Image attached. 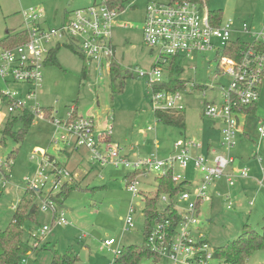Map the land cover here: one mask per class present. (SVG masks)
Masks as SVG:
<instances>
[{
    "label": "rangeland",
    "instance_id": "1",
    "mask_svg": "<svg viewBox=\"0 0 264 264\" xmlns=\"http://www.w3.org/2000/svg\"><path fill=\"white\" fill-rule=\"evenodd\" d=\"M100 1L0 0V39L26 29L21 12L29 8L43 11L46 17L44 27L57 28L63 17L65 20L72 10ZM147 2L166 3L167 0H127L113 26L115 62L124 69L148 71L156 60V49L147 46L142 39ZM207 7L221 9L223 21H245L250 25L252 23L255 30L264 23L262 0H208ZM240 38L251 40L245 34ZM55 58L58 65L48 62L42 68V82L35 90V97L43 108L51 110L53 119L59 122L58 128L49 121L33 118L22 140L15 141L11 136H5L4 143H0V160L8 159L12 163L8 167H1V171L9 176L6 179L0 178V227L4 228L9 223L14 207L25 189L29 188L27 179L36 174L44 152L46 156H54L61 167L71 172L75 188L64 201L55 204L54 217L65 218L67 224L53 225L41 237L42 225H49L53 218V214L44 212L43 224L33 228L30 234L27 223L24 225L25 237L34 249L25 256L26 264H49L53 250L59 253L72 251L78 258L75 264H117L114 259L116 251L122 246L142 243L143 197L139 193L133 195L125 188L124 178L128 169L92 161L90 153L83 147L72 149L68 143L73 138L66 131L65 123L77 118L91 119L95 134L110 125L109 143L119 146L130 159L151 154L166 157L173 152L174 142L185 137L199 141L200 153L211 157L213 154L225 153V149L221 146V134L212 129V121L203 117L202 110L206 101L218 99L219 88L228 86L230 77L216 74L219 58L214 51L181 57L179 63L177 61L181 69L179 74L173 72L169 77L167 71H164L163 81L179 79L186 84L183 89H179V102L184 108V126L176 127L154 119L156 106L152 101L153 90L146 78L138 76L135 71L133 76L125 77L121 90L117 91L105 63L97 66L66 44L60 45ZM163 66L166 68L168 64ZM82 70L85 71L84 76ZM262 76L255 116L248 117L244 124L247 134L238 138V144L243 142L244 147L239 154H233V149L230 150L235 161L229 167L246 169L249 177L239 178L234 186L225 185L224 178L216 180L208 189L211 201L201 206L198 226L211 248L237 237L245 224L256 231H262L264 227V183H259L260 170H264V137L256 133L257 122H264ZM9 86L18 91L20 98H24L29 89L27 84L12 82ZM4 125L0 122V139ZM20 125L16 121L13 129L17 130ZM208 143L214 148V153L208 154ZM11 153L13 155L9 156ZM51 168L47 166L45 171L49 180L42 188L44 196L50 190L51 194H56L61 187L51 189ZM180 172H185L187 180L192 183L198 176L191 164ZM154 177V173L140 177L138 188L143 192L154 191ZM65 182H72L69 176H62L61 184ZM216 183L220 186L218 190L214 187ZM215 192H219V196ZM44 200L42 198L40 204ZM168 200L167 196L161 194L156 201L158 209L162 210ZM229 201L232 208L227 209ZM249 201L253 202L251 206ZM178 203L184 204L180 201ZM130 205L134 207L131 214L134 227L125 230L123 219ZM108 238H113L115 244L110 248H101V242ZM137 264L173 263L167 256H161L158 262L144 257ZM246 264H264V248L255 250Z\"/></svg>",
    "mask_w": 264,
    "mask_h": 264
},
{
    "label": "built area",
    "instance_id": "2",
    "mask_svg": "<svg viewBox=\"0 0 264 264\" xmlns=\"http://www.w3.org/2000/svg\"><path fill=\"white\" fill-rule=\"evenodd\" d=\"M105 1L72 10L57 28L44 27L46 20L42 10L29 8L21 12L26 25V40L12 47L0 45V122L5 124L12 116L28 111L33 118L49 121L58 128L59 122L53 119L51 113L46 117L45 108L35 97V90L42 82V68L50 51L57 44L70 45L83 58L97 66L105 63L109 72L112 62L115 61L112 30L118 14L122 11H118L116 6H109ZM262 1L264 9V0ZM212 23L204 3L147 2L144 8L142 39L147 46L156 49V60L148 71H134L138 76L145 77L152 86L163 81V72L167 71L163 65L168 64L169 58L214 51L219 58L216 74L228 75L230 82L228 86L219 88L220 95L217 100L204 103L202 115L220 123L221 146L225 153L213 154L211 157L203 155L200 153L201 143L194 138L185 137L174 142L173 152L166 157L151 154L148 157L130 159L122 153L119 146L112 145L107 140L111 136L110 125L95 134L91 119L77 118L65 123L66 131L73 138L68 143L72 149L83 147L90 153L92 161L129 170L124 182L125 188L133 195L140 190V177L149 173H154V176H165L169 173L174 183H187L186 188L172 198L177 216L172 231L169 229L170 221L166 220L156 225L146 239L147 245L154 252L160 257L167 256L173 264H222L214 257L213 248L209 246L205 234L198 226L199 208L205 202L211 201L208 189L216 180L224 178L227 186H234L237 179L249 177L246 169L229 171V165L233 162L230 150L235 147L239 134L241 113L238 110L242 106L257 102L259 97L260 81L264 74V52L248 48L241 52L239 60L223 56L222 52L231 40L244 34L250 36L249 41L264 43V23L256 30L252 23L250 25L233 19L222 20L219 25ZM12 82L29 85L24 98L18 97L17 90L11 89L9 85ZM180 97L179 90H153L152 101L156 106L154 110L182 112L184 108L179 102ZM256 131L260 137H264V122H257ZM46 155L42 152L36 174L27 179L29 189L35 192H42L49 180V175L45 174L47 166H52L53 190L62 185V176H69L70 180L72 178L71 172L61 167L53 156ZM11 164L8 159L0 160V169ZM189 164L198 172L193 183L187 180L185 173L180 172ZM260 172L259 183L263 184L264 170L261 169ZM188 186L191 187L187 188ZM215 193L219 196V193ZM178 201L184 204L180 205ZM248 204L251 206L253 202L249 201ZM226 208H232L231 201L226 204ZM40 209L53 214L50 224L42 225L41 237L51 226L67 224L65 218L54 217L55 207L52 201L44 200ZM133 211L134 207L130 205L123 219L125 230L134 227L131 216ZM115 242L113 238L104 239L101 248H110ZM20 264H26L25 256Z\"/></svg>",
    "mask_w": 264,
    "mask_h": 264
},
{
    "label": "trees",
    "instance_id": "3",
    "mask_svg": "<svg viewBox=\"0 0 264 264\" xmlns=\"http://www.w3.org/2000/svg\"><path fill=\"white\" fill-rule=\"evenodd\" d=\"M127 0H106L105 3L109 6H116L118 11H123L124 4ZM195 2L198 4L204 3L207 6L208 0H167V3H184ZM208 9V18L212 20V24L219 25L222 22L221 9ZM26 40L25 30H21L12 35H8L0 39V45L4 47H12ZM67 45V44H66ZM71 48L70 45H67ZM60 47L56 45L47 57L46 63H53L58 65L55 58V52ZM252 48L256 51L264 52V43L260 41H245L240 37L231 40L228 46L223 50V56L231 57L235 60H239L242 51ZM73 49V48H72ZM181 57H171L168 59V67H166V75H170L173 72L179 74L181 69L178 67ZM82 75H85V71L82 70ZM112 84L115 85L117 91L121 90L123 81L126 76L134 75L133 71L123 68L122 65L117 62H112L109 70ZM185 81L179 79H169L162 81L158 84L151 86L152 90H166L176 91L185 87ZM118 83V84H116ZM195 87V86H194ZM256 110V102L248 106H242L238 110L240 113H246L247 115H254ZM46 117L51 113L49 109L45 108ZM154 119L166 125H173L176 127L184 126V118L182 112L177 111H165L154 110ZM33 120V116L28 111H23L19 116H12L8 119L1 131L2 137L0 143H4L5 136H11L15 141L22 140L28 130V126ZM19 121L21 123L17 130L13 129V123ZM109 140V139H107ZM13 152V151H12ZM13 153L9 154L12 156ZM9 175H5L0 169V178L6 179ZM65 182L61 185L60 190L56 194L44 196L42 192H35L32 189H25L24 193L20 197L17 205L14 207L11 219L9 223L4 227H0V264H20L21 259L27 256L33 249L28 243V239L25 237L24 225L27 223L28 231L33 228L40 227L43 222L44 212L40 209V200L52 201L55 204L61 203L68 196V193L75 188V182ZM155 188L152 192H143L139 190V194L142 195L144 201L143 217L144 225L142 231V243L140 245L130 244L128 246H122L115 254V261L117 264H137L141 258H151L153 261L158 262L160 256L154 252L146 243V239L150 231L159 223H164L166 220L170 221L169 229L172 231L177 222V216L174 213L173 208V196L186 188V182H180L178 184L171 180L170 174L165 176L154 177ZM1 194V188H0ZM163 194L167 195L169 202L166 206L159 210L156 204L158 197ZM199 206V205H198ZM264 248V227L262 231H256L251 229L249 225L245 224L241 233L232 240L227 241L225 244L213 248V255L219 259L222 264H246L250 255L259 249ZM34 250V249H33ZM78 260L77 256L70 250L64 253H59L57 250L52 251L49 264H75Z\"/></svg>",
    "mask_w": 264,
    "mask_h": 264
},
{
    "label": "crops",
    "instance_id": "4",
    "mask_svg": "<svg viewBox=\"0 0 264 264\" xmlns=\"http://www.w3.org/2000/svg\"><path fill=\"white\" fill-rule=\"evenodd\" d=\"M68 13V12H67ZM45 20H46V17H45ZM64 21V17H63V19H62V22ZM113 43V42H112ZM113 47H114V51H115V46H114V44H113ZM115 60H116V56H115ZM264 75V74H263ZM262 78H263V76H262ZM262 81V80H261ZM261 86H262V83H260V88H261ZM215 100H217V98L215 99ZM256 111V110H255ZM183 112V111H182ZM183 115V114H182ZM250 116H255V112H254V115H247L246 113H241L240 114V116H239V134H238V138H239V136H241V135H246L247 133V131H246V128L244 129V124L246 123V121H247V119H248V117H250ZM256 124V123H255ZM212 129H215V130H218L219 131V135H220V123L219 122H213L212 121ZM242 129V130H241ZM242 133V134H241ZM256 133H257V131H256ZM257 135L259 136V134L257 133ZM260 137V136H259ZM238 138H237V141H236V145H235V147L233 148V150H232V153L233 154H239L240 153V151L242 150V148L244 147V143L242 142V143H239L238 144ZM109 141H110V138H109ZM234 149H235V152H234ZM207 152H208V154L209 153H214V148H212V146H211V144H207ZM231 153V154H232ZM128 156V155H127ZM54 157V156H53ZM55 158V157H54ZM55 160H56V158H55ZM57 161V160H56ZM235 160H234V157H233V162H234ZM232 162V163H233ZM57 163H58V161H57ZM194 170V169H193ZM233 170H239V169H237L236 167L235 168H233V167H231V168H229V171H232L233 172ZM195 171V170H194ZM185 173V172H184ZM261 174V173H260ZM185 175H186V173H185ZM245 179V178H244ZM247 179V178H246ZM252 179V178H251ZM256 180V179H255ZM225 181V180H224ZM225 183H226V181H225ZM238 183V179H237V182H236V184ZM235 184V185H236ZM226 185V184H225ZM214 187L216 188V190H218V188H220V186L216 183L215 185H214ZM217 193H219V192H217ZM220 194V193H219ZM237 198H238V195L235 197V200H237ZM202 206V205H201ZM201 206H200V208H199V215H200V213H201Z\"/></svg>",
    "mask_w": 264,
    "mask_h": 264
}]
</instances>
